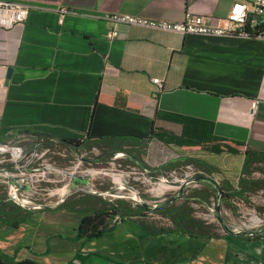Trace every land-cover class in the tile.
Wrapping results in <instances>:
<instances>
[{
  "label": "crops",
  "instance_id": "crops-1",
  "mask_svg": "<svg viewBox=\"0 0 264 264\" xmlns=\"http://www.w3.org/2000/svg\"><path fill=\"white\" fill-rule=\"evenodd\" d=\"M16 1L31 10L24 26L0 28V144L35 141L36 134L86 144L122 135L149 138L153 131L219 139L239 154H213L155 138L135 151L144 154L142 161L152 172L169 161L194 158L208 167L203 168L207 177L239 188L244 151L264 150V38L183 35L102 18L111 13L170 22H182L190 13L226 17L240 0ZM61 8L69 10L64 18ZM113 31L117 38L109 37ZM256 100L260 104L254 109ZM184 201L166 207L179 208ZM81 219L75 211L45 213L40 236L24 233L30 241L23 249L30 256L23 259L40 264H264V239L236 236L225 228L197 236L192 229L162 233L149 223L120 221L92 242L60 239L63 227L74 226L75 232Z\"/></svg>",
  "mask_w": 264,
  "mask_h": 264
},
{
  "label": "built area",
  "instance_id": "built-area-1",
  "mask_svg": "<svg viewBox=\"0 0 264 264\" xmlns=\"http://www.w3.org/2000/svg\"><path fill=\"white\" fill-rule=\"evenodd\" d=\"M30 10V5L20 1L0 0V28L14 31L15 28L24 26L29 19ZM68 13L69 10L67 8H61L59 10L61 18H64ZM102 19L108 24L145 27L177 32L183 35L237 36L244 39L253 37L264 38V0L237 1L233 4L226 17L190 13L187 14L182 22H170L151 20L128 13H111L106 14ZM118 36V31L109 33L110 38H117ZM153 81L160 88L163 87L161 79L155 78ZM259 104V100L253 101L252 107L256 109ZM70 151L45 146L44 140L39 138L35 141L20 142L16 145L0 144V183L7 186L8 198L23 210L39 205H52L56 207L59 205H55V203L46 200L45 196H57L60 194L57 201L60 200L70 189L74 180L79 177L83 178V181L78 186L80 189H94L92 179L99 174H108L107 171L100 169L94 172V169L91 168L92 164L87 168H82V164L87 160L85 158L88 155L87 151L78 150V148L75 152ZM51 153L69 159L70 163H73L75 166L63 169L46 162L45 158ZM122 158L124 159V156L120 155L114 158V160ZM136 167L131 168L130 171H120L118 173L119 181H115L116 186L105 193L109 196H114L116 194H122V191L131 187L133 189L131 195L135 197L133 201L136 204H140L138 200L144 198H142L139 190L137 188L135 189L138 184L130 183V181L123 182L121 180L124 176H128L130 174L129 172L144 174L149 178L150 171H143L138 169L140 167ZM124 168L129 169L130 166H125ZM184 168L190 169L191 166ZM199 175L205 176L202 171H197L192 177L188 175L187 177L189 178L182 182V186H187L191 183L188 182L189 180ZM167 183L170 182L167 181ZM113 192H116V194ZM159 205L160 203L150 204L153 208ZM35 210H41V208Z\"/></svg>",
  "mask_w": 264,
  "mask_h": 264
},
{
  "label": "trees",
  "instance_id": "trees-1",
  "mask_svg": "<svg viewBox=\"0 0 264 264\" xmlns=\"http://www.w3.org/2000/svg\"><path fill=\"white\" fill-rule=\"evenodd\" d=\"M39 139L44 140V145L55 149H65L70 151L69 146L74 148H81L82 150H89L88 148L97 147L103 152L102 157H109L111 159L117 156H124V160L130 164L138 167H143L150 170L142 161L144 155L141 151H135L136 147H140L143 142L150 139H158L165 144H174L179 147H201L202 150L213 154L229 153L232 155L239 154L240 150L235 147L229 146L225 141L214 139L212 141L194 140L192 137L176 136L174 134L168 135L166 133H159L153 131L149 138L122 135L111 138H92L85 144L84 140H57L51 138L46 134L33 135ZM236 146H243L244 144L235 143ZM243 172L240 178L239 188H235L225 183H218V188L223 193L227 205L235 199L245 200V195L258 190H264V180H255L253 177L254 170L258 169V165H264V150L255 148H247L244 153ZM99 160L98 157L95 158ZM193 166L202 171L207 176L203 168H208L205 164L194 158H188L183 162L169 161L164 164L160 172H168L180 167ZM151 171V170H150ZM152 172V171H151ZM3 189V195L0 194V223L6 224L13 228H19L24 223L22 217L24 210L8 198L7 186L0 185ZM82 194L76 193L69 196L72 200L65 201L63 204L54 208H46V210L57 211H75L82 215V219L75 230V240L92 242L105 234L115 230L117 223L120 221H133L149 223L157 228V232L167 233L173 232L175 228L180 230H196L199 235H206L213 228L207 222L196 219L193 214L192 199L198 196H188L185 198L184 204L181 207L175 205L165 207L152 212L149 206L143 204H136L134 201L125 198L105 199L98 195L80 196ZM210 195L203 194L202 197ZM205 199V198H204ZM45 210V209H42ZM23 211V212H22ZM159 217V218H157ZM171 221L170 226L166 221ZM0 264H40L31 259H20L18 254H7L0 248Z\"/></svg>",
  "mask_w": 264,
  "mask_h": 264
},
{
  "label": "rangeland",
  "instance_id": "rangeland-1",
  "mask_svg": "<svg viewBox=\"0 0 264 264\" xmlns=\"http://www.w3.org/2000/svg\"><path fill=\"white\" fill-rule=\"evenodd\" d=\"M87 159L82 164V168L89 167L92 164L93 171H98L100 169H105L108 174L106 175H96L93 181L94 189L100 192H109L113 187L116 186L115 181H119L118 173L120 171H130L131 168H137L136 166L130 164V162L125 161L123 158L119 160H114L109 157H102L103 152L100 148L92 147L91 149L88 148ZM71 154V153H70ZM96 157L99 158L97 162ZM72 158V156H71ZM46 162L59 167V168H67L70 166H75L73 163H70L69 159H65L62 157L57 156L56 154H49L45 158ZM95 160V161H94ZM92 161V162H90ZM120 164L122 165L120 167ZM125 166H130V168H124ZM123 167V168H122ZM149 167V166H146ZM258 169L254 170L253 177L255 180H264V165H258ZM151 168V167H149ZM143 171H150L143 167H140ZM152 169V168H151ZM181 170V172H179ZM196 167L191 166L190 169L180 167V169H176L175 171H168L161 173L160 171L156 172H149L147 178L149 184L143 185L138 184L135 187L139 190L142 198H144L150 204H158L162 202H166L170 198L174 196H178L179 192L182 190V182L185 181L188 175L194 176V174L198 171ZM128 179L126 182L133 183L132 178L135 175L134 173L129 172ZM121 179V178H120ZM122 180V179H121ZM169 181L170 183H167ZM209 182V181H207ZM206 180H193L185 187V194L184 197L188 196H198L201 199L197 201V199H192V205L194 214L193 216L201 221L207 222L210 226L213 227V232L218 234L219 232L222 233L224 227L221 225L218 218L215 216L214 211L217 206L220 207L221 214L227 221L230 228L235 230L237 229H246V230H262L264 229V190H258L257 192L247 193L245 195V200L242 199H235L234 201L230 202L231 205H227L225 201V197L223 193L220 191L218 187L214 184L213 187L210 186V182L207 183ZM222 184V181L219 182ZM137 185V184H136ZM61 186V185H60ZM210 186V187H209ZM55 187V186H54ZM8 191V190H7ZM133 189L126 188L122 191V194H132ZM202 192L208 193L210 198L207 196L202 197ZM4 191L0 188V194L3 195ZM114 193V192H113ZM80 196H88L92 195L89 193H80ZM116 194V192L114 193ZM60 195V194H59ZM59 195H46V200L51 201L53 203L57 202ZM9 196V193H8ZM72 200V197L69 198ZM127 200H134L133 198L126 197ZM206 201H204V200ZM54 207V206H53ZM50 207V208H53ZM49 208V207H48ZM23 210V209H21ZM25 211V210H24ZM23 212V211H22ZM47 212H59V211H52V210H29L24 212L23 218L24 223L28 225H34L28 227L26 231L24 229L13 228L6 224L0 223V248L7 254H18L20 259L26 258L30 256V253L26 249H23L25 245L30 241V238L24 233H29L30 231H34L38 233L37 236H40L41 232L45 228L43 223L44 214ZM170 226L172 225L171 221H166ZM35 229V230H34ZM49 234V232H48ZM61 237L62 240H75V232L74 226H65L61 229ZM49 237V236H48ZM40 240V239H39ZM51 247H53L51 242ZM22 248L23 250H20ZM55 248V247H53ZM29 254V255H28Z\"/></svg>",
  "mask_w": 264,
  "mask_h": 264
},
{
  "label": "water",
  "instance_id": "water-1",
  "mask_svg": "<svg viewBox=\"0 0 264 264\" xmlns=\"http://www.w3.org/2000/svg\"><path fill=\"white\" fill-rule=\"evenodd\" d=\"M62 141H64V140H62ZM126 179H128V176H124L122 181L125 182ZM193 180H196V181L197 180H206V181H209V182L213 183L216 187H218L217 181L212 180L211 178H209L207 176L199 175V176L189 180L188 182H191ZM82 181H83V178H81V177L75 179L74 182L71 184L70 189L64 194V196L60 200H58L55 203V205H61L66 200V198L68 196H70L72 194H75V193H79V192L92 193V194L98 195V196H100L102 198H105V199H116V198H126V197L135 199V197L132 196L131 194H116L114 196H109L105 192H100V191H97L95 189L82 190V189H80L78 187L81 184ZM132 182L134 184H143V185H148L149 184V182L147 180V177L144 174H140V173L139 174H135L133 176ZM184 192H185V187L183 186L182 190L180 191V194L178 196H174V197L170 198L169 200H167L166 202L160 203V205L158 207H156V208L151 207L150 204L147 201H145L144 199H140L138 201H139L140 204L149 206L151 208V210L156 211V210L162 209V208H164V207H166V206L178 201L179 199L184 198ZM48 207L50 208V207H53V206L52 205H39V206L29 207L28 210L38 209V208L45 209V208H48ZM213 211H214L215 216L218 218V220L222 224V226L226 230L231 232L232 234H234L236 236H250V235H254V236H260L262 239H264V229L258 230V231H255V230L234 231V230H232L229 227L227 221L225 220V218L221 214V210H220L219 206H217L216 209L213 210Z\"/></svg>",
  "mask_w": 264,
  "mask_h": 264
},
{
  "label": "flooded vegetation",
  "instance_id": "flooded-vegetation-1",
  "mask_svg": "<svg viewBox=\"0 0 264 264\" xmlns=\"http://www.w3.org/2000/svg\"><path fill=\"white\" fill-rule=\"evenodd\" d=\"M79 150H80V148H79ZM76 194V193H75Z\"/></svg>",
  "mask_w": 264,
  "mask_h": 264
}]
</instances>
